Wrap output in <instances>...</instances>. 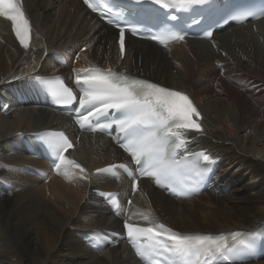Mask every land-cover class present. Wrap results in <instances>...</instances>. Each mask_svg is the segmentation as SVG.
<instances>
[{
  "label": "bare ground",
  "instance_id": "6f19581e",
  "mask_svg": "<svg viewBox=\"0 0 264 264\" xmlns=\"http://www.w3.org/2000/svg\"><path fill=\"white\" fill-rule=\"evenodd\" d=\"M22 1L32 30L29 46H20L11 22L0 17V101L16 90L25 93L34 75L60 74L71 81L75 70L116 68L187 95L200 113L193 119L201 130H180L185 147L206 149L220 161L212 185L200 195L175 199L145 179L128 213L113 216L94 191L116 190L119 183L94 171L118 160L121 150L105 137L75 130L79 141L70 154L83 171L53 173L28 154L23 140L54 122L71 125L70 119L13 100L7 113L0 111V264H139L121 244L97 251L81 236L127 215L186 233L264 225V18L229 25L211 40L158 46L128 36L122 58L117 31L81 0ZM55 52L66 56L67 66L55 60ZM125 188L123 201L129 183ZM246 264H264V258Z\"/></svg>",
  "mask_w": 264,
  "mask_h": 264
},
{
  "label": "snow or ice",
  "instance_id": "6c2138e0",
  "mask_svg": "<svg viewBox=\"0 0 264 264\" xmlns=\"http://www.w3.org/2000/svg\"><path fill=\"white\" fill-rule=\"evenodd\" d=\"M84 2L92 7L89 0ZM155 2L160 3V0ZM177 2L197 4L204 0ZM0 17L11 21L16 36L27 47L29 21L24 16L20 0H0ZM179 38L183 39V36ZM119 44L123 54V28L119 31ZM77 83L89 86V90L84 91L80 97V104L87 106L78 117L81 127L99 121L112 111L124 114L125 118L117 121L118 132L127 141L121 147L130 153L137 165L153 166V170L145 174L156 177L157 184L173 171L174 161L169 159V150L171 157H175L177 150L185 147V140L180 138L181 133L173 132V128L201 130V125L193 119L194 116L199 117L200 113L189 97L179 91L142 79L117 77L111 71L78 77ZM60 95L65 98V103L76 99L68 88H64ZM171 137H175V140H171ZM62 147L63 151H67L72 144L65 139ZM59 159L64 161L62 153ZM76 167L79 168L80 165L77 164ZM144 219L147 220L148 217L145 216ZM125 227L128 238L140 257L163 258L168 264H231L232 254L241 248L251 249L254 246L251 239L253 234L232 233L234 244L230 247L228 238L224 235H184L166 228L163 224L140 227L126 223ZM155 264H161V260L156 259Z\"/></svg>",
  "mask_w": 264,
  "mask_h": 264
}]
</instances>
